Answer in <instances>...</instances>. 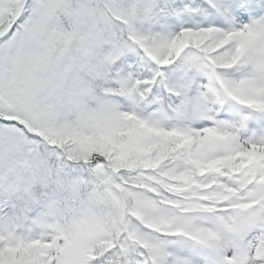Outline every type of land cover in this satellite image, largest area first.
<instances>
[{
    "label": "snow or ice",
    "instance_id": "1",
    "mask_svg": "<svg viewBox=\"0 0 264 264\" xmlns=\"http://www.w3.org/2000/svg\"><path fill=\"white\" fill-rule=\"evenodd\" d=\"M0 264H264V0H0Z\"/></svg>",
    "mask_w": 264,
    "mask_h": 264
}]
</instances>
